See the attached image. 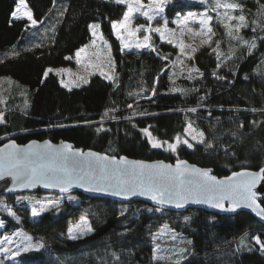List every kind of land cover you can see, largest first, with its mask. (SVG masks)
<instances>
[{"label": "trees", "instance_id": "obj_1", "mask_svg": "<svg viewBox=\"0 0 264 264\" xmlns=\"http://www.w3.org/2000/svg\"><path fill=\"white\" fill-rule=\"evenodd\" d=\"M234 1L243 6L246 26L238 36H229L212 13L219 48L213 52L212 47H201L193 59L199 71L176 78L170 65L173 53L164 45L121 51L111 22L122 20L127 8L115 0H25L38 22L35 27L13 19L19 0H0V117L6 118L0 123V145L10 139L20 144L34 139L68 141L136 159H186L212 168L218 177L261 169L264 0ZM212 2L180 0L166 13L210 9ZM91 24L100 25L111 45L116 77L93 74L87 84L67 88L54 69L69 65L66 57L91 43ZM253 42L255 47H250ZM49 68L54 71L45 78ZM193 108L195 112L190 111ZM189 124L203 133L204 140L192 148L181 146L176 157L154 148L143 133L147 129L158 140L173 142ZM43 193L0 199L9 205L22 195ZM63 197L58 210L37 218L25 206L13 207L18 220L4 215L9 225L1 234L23 227L43 242L39 249L20 253L14 264H264L254 239L258 236L264 242V225L247 212L220 215L195 208L175 212L78 192ZM261 203L264 206V197ZM83 217L90 219L93 231L69 238L68 229ZM164 225L179 234L184 248L179 260L156 257L155 242H161Z\"/></svg>", "mask_w": 264, "mask_h": 264}, {"label": "snow or ice", "instance_id": "obj_2", "mask_svg": "<svg viewBox=\"0 0 264 264\" xmlns=\"http://www.w3.org/2000/svg\"><path fill=\"white\" fill-rule=\"evenodd\" d=\"M115 2L127 5V11L124 13L123 19L111 22L113 33L117 40L120 41L121 51L125 48L130 49L133 46L132 41L122 35L121 29H125L127 31L128 37H134L137 32L141 31V29H143L146 33H158L162 40L166 39L165 33H169L170 35L173 34L172 30L167 27L168 21L166 19L164 20L162 27L152 28L149 26L145 28V25H139L134 30L128 27L134 13H139L151 22L164 12L165 6L170 3L171 0H148L147 4H144L142 0H115ZM213 3V10L220 8H224L226 10L242 8L240 4L229 3L227 0H213ZM19 5L24 6L25 0H19ZM19 12L20 7H17L16 11L12 13L14 19L19 20L26 17L27 20L31 22L33 27L37 25L38 22L33 18V13L31 11H25L23 16L18 15ZM223 15L228 20L238 19L241 22V24L237 26V30L240 26H246V18L244 15H239L238 17L231 16L228 11H225ZM190 20L199 22L202 34L206 35L208 33H212L213 30L210 26L212 17L208 15L207 11L200 14L188 12L185 16L178 17L174 22L178 25H187ZM219 22L224 23L223 20ZM224 27L228 29V35L231 36V25L224 23ZM89 28L92 31V36L97 37V30L100 28V25L91 24L89 25ZM189 30L191 31V29ZM253 31H255V29H253ZM181 35H183V32H181ZM99 39L110 49L111 46L108 44V41L104 38L102 33L99 35ZM150 40L151 36L146 34L144 35L143 40H137L134 46L136 48L151 47L149 43ZM167 42L177 47L181 53H184L186 46L183 42H175L172 39H167ZM95 43L96 40L93 39L92 44L95 45ZM205 43L210 44L211 41L209 40ZM245 43L247 42L245 41ZM87 47L88 46L85 45L76 51L75 56L77 58V64L81 62L82 53H85ZM250 47H255V43L253 42ZM218 48L219 42H217L216 48H213L212 51L216 52ZM192 51L195 52L196 49L193 48ZM188 58L194 59L192 56H189ZM217 58L219 59V53L217 54ZM66 59H71V57H66ZM193 70L199 71L198 69ZM53 71L54 70L51 68L47 69L44 72V77L46 78L48 74ZM55 71L57 75H59L61 72L70 70L57 69ZM81 79H83V77H81ZM107 79H112V77L109 76ZM61 82L63 83V81ZM85 82L87 81L85 80ZM65 86L67 87V85ZM153 94H155L154 90ZM129 107H131V105H129ZM190 111L195 112L196 109L193 108L190 109ZM253 111H255V109H253ZM0 122H3L2 117H0ZM188 127L190 129L191 124H189ZM144 131L148 132L147 129H144ZM185 131L187 132L188 129H185ZM148 134L151 135L150 133ZM200 135L203 136V133ZM193 139H195V137H193ZM175 141V143L168 144V148L172 151H175L177 145L181 143L180 137L177 136ZM183 143L191 147V144H189L187 139H185ZM160 146L161 144L159 142L153 144V147ZM6 147L12 150L5 152L4 149H0V179H3L5 175L12 176L14 186L19 185L23 188H31L36 184H43L45 187H58L61 192H67L72 187L73 183H79L81 187H84L85 184H87L89 190L105 191L107 190L106 187L98 186V181L93 169L99 168L102 172H107L108 166L104 163L105 161L119 163L116 162L114 158L101 156L98 153L88 152L85 154L80 150L73 151L70 144L64 145L63 148H54L50 142H48L44 146L46 149L44 152L39 150L40 146H38L35 141L28 145L26 149L19 148L14 142ZM75 157H80L88 162L87 172H78L75 166H71L69 164V161ZM124 162L128 163L126 158H124ZM132 163L139 165L141 169H159L160 171L148 174L150 183L147 185L143 183H134L132 180L126 178V174L124 172H119L115 185H108V187H115L116 194L118 195L135 194V192L139 190L141 191V194L149 195L152 200L159 204H175L176 207H182L188 200V196L185 195V191L187 190L185 185L191 184L193 182L192 177L195 175L202 178L200 188L202 193L205 194L203 195L202 202L208 203L216 208H223L222 201L224 199H230L232 204L231 210L234 211L243 204L249 208L258 209L257 215L264 218V208L260 207L257 203V193L253 190L257 186V183L264 179V167H262L259 172L245 171L233 173L232 177H228L226 180L221 181L217 180L215 176H211L209 174L210 170H201L194 167H182L183 165H186V161H178L175 168L171 165L163 163L155 165H145L142 162ZM127 175L132 177L134 180L139 177H143L145 173L143 171L136 173L135 170H133L131 173H127ZM153 176L160 179L162 182L160 184L155 183L152 179ZM238 177H245L246 179L237 180L236 178ZM100 179L104 180L105 177L101 176ZM24 199L28 198L25 197ZM69 199H74V197L69 196ZM196 199L197 202H201L199 194L196 196ZM54 206L58 207L59 205L55 204ZM47 210L48 208L44 205H41L39 208L33 205L31 213L33 217H36ZM2 223L3 221H0V224ZM164 228L167 229L168 226L164 225ZM68 235L72 239L77 238L76 235H73V228L71 227L68 229ZM29 239L31 238L29 237ZM254 239L258 244H260V247L264 249V242H261L258 236L254 237ZM38 247H43V244L38 245ZM24 250L28 251L27 248Z\"/></svg>", "mask_w": 264, "mask_h": 264}, {"label": "rangeland", "instance_id": "obj_3", "mask_svg": "<svg viewBox=\"0 0 264 264\" xmlns=\"http://www.w3.org/2000/svg\"><path fill=\"white\" fill-rule=\"evenodd\" d=\"M177 1H180V0H171V2L165 6L164 12L160 16H157L151 22H149L145 17L141 16L139 13H134L133 18L128 25V27L133 30L136 29L139 25H145V28L149 26L152 28H156V27H162L164 24V20L166 19L168 21V25H167L168 29H171L173 32V34L171 35L169 33H165L166 39L162 40L158 33H155V32L146 33L143 29L137 32L134 37H128L127 31L125 29H121L122 35H124L126 38L132 41V45H133L130 49L125 48L123 50L125 52L148 48V47L136 48L134 46L135 42L137 40H143V37L146 34L151 36V40L149 41L151 47L149 48L156 50L155 44L161 47L163 45L166 46L167 53H173V56H174V58L170 61V65H171L173 74L176 78L186 72L189 73L193 71L197 73L198 71L193 70V69H197L196 65L193 62V59H189L188 57L189 56L194 57L196 52L203 46H209L212 48H216V44H217L213 31L212 33H208L206 35L202 34L201 26L198 21L190 20L187 23V25H178L174 22L177 20L178 17H183L188 12H195L197 14H200V13H204L205 11H207L208 15L213 18L212 13H215L218 19L223 20L224 23L231 25L233 37L238 36L241 29L244 27V26H240L237 30V26L240 25L241 22L238 19L228 20L223 15L225 11H228V13L231 16L238 17L239 15H243L241 12L242 8H237L235 10H232V9L226 10L224 8L213 10V7H214L213 2H212V7L210 9L192 10V11L182 12L174 16H168V14L166 13L167 8L172 3H175ZM142 2L144 4H147L148 0H142ZM227 2L237 3L234 0H227ZM122 5H124L127 8V5L125 4H122ZM17 7H20V12L18 13V15H21V16H23V13L25 11H31L26 2L24 6H20L18 2L15 8V11ZM33 18L35 19L34 15H33ZM14 20H17V19H14ZM20 20H25L28 26L32 27L31 22L27 20L26 17ZM245 24H246V19H245ZM210 26H211V22H210ZM189 29H191V31ZM181 32H183V35H181ZM101 33L102 32L99 28L97 30V37H93V39L96 40L95 45L92 44L93 40L91 41L90 44L87 45L88 47L86 48L85 53H82L81 62L79 64H77L76 62L77 58L74 55L71 58L70 60L71 62L69 65L54 69V70H57V69L70 70V71L61 72L59 74L63 81V85L64 86L67 85V88H74L77 86H81L82 84L83 85L87 84L89 81L88 78L91 77L93 74H102L106 78L109 76L112 77V79H109V80L115 79L116 72H117V66L113 58L112 49L111 47L109 49L99 39V35ZM167 39H172L175 42H183V44L186 46L184 49V53H181L180 50L177 47H175L173 44H169L167 42ZM209 40L211 41L210 44L205 43L206 41H209ZM108 44L110 45L109 42ZM193 48L196 49L195 52L192 51ZM164 58L168 59L167 57H164ZM81 77H83V79H81ZM4 78L6 79V77ZM85 80L86 81L88 80V81L85 82ZM5 119L6 118L2 117L3 122L5 121ZM3 122H0V123H3ZM188 126H187L188 131L187 132L185 131V133L182 136H179L181 139V143L177 145L175 151H172L171 149L168 148V144L175 143L176 142L175 140L173 142H163L155 138L150 131L148 132L143 131V133L148 138L152 146L154 143H157V142L161 144L160 147H154V148L160 149L166 152H170L176 157L178 156V149L181 146L189 147L188 145L183 143L185 139H187L189 144H191V147L189 148H192L194 144L200 143L201 141L204 140V135L203 136L200 135L201 132L196 130L192 125L190 129ZM148 133H150L151 135H149ZM193 137H195V139H193ZM63 196L64 195H55V194H48V193L36 194V195H22L21 197L17 199L15 204H9V205L5 200L0 199V221H3V223L0 224V228L4 226L7 229L9 225L8 218L6 220L5 218L6 216L4 217L5 214L9 217L17 219L16 216L14 215L13 207L25 206L31 210L33 205H35L37 208H39L41 205H44L45 207L48 208L47 211H44L43 213H41V214H44L52 210H58L62 202L65 199ZM25 197H27L28 199H24ZM55 204H58L59 206L55 207L54 206ZM37 217L38 216L34 218H37ZM71 228H73V235H76L77 237L76 239L84 237L85 235L93 231L91 221L88 217L81 218L78 222L74 223L71 226ZM1 233H0L1 235L0 236V247L4 246L5 250L1 251L0 253V264H14L16 263L19 254L25 252L24 250L25 248H27L29 251V250L35 249L36 247H38L39 244L43 243L39 241L31 233L26 231L23 227L12 231V233L7 234V236H5L6 234L4 233L1 234ZM2 236L3 237L5 236V238H3ZM29 237L31 239H29ZM160 239H161V242H158V241L155 242L156 257L179 260L184 248L180 243L178 232H176V230H174V228H171V227H168L167 229L163 228L160 232ZM261 252L264 254V249L261 248Z\"/></svg>", "mask_w": 264, "mask_h": 264}, {"label": "water", "instance_id": "obj_4", "mask_svg": "<svg viewBox=\"0 0 264 264\" xmlns=\"http://www.w3.org/2000/svg\"><path fill=\"white\" fill-rule=\"evenodd\" d=\"M33 141L36 142L38 146H40L39 150L44 152L46 149L44 146L46 143L50 142V144L54 148H63L64 145H71L72 150H80L83 151L85 154L88 152H94L98 153L101 156H107L110 158H114L116 162L119 163H113L111 161H105L104 163L107 164L108 170L107 172H102L99 168H94V174L96 176V179L98 181V186L100 187H106L107 190L105 191H94V190H89L88 185L85 184L84 187H81L79 183H73L72 187L67 191V192H61L58 187H45L43 184H36L34 187L31 188H23L20 187L19 185L14 186V181L12 176L5 175L3 179H0V196L1 195H19V194H24V193H33L37 191H42L46 193H54V194H59V195H66V194H71V193H81L83 195L89 196V197H97V198H105V199H110L113 201L117 202H130V201H140L144 203H148L154 207L163 209V210H169V211H175V212H185L189 208H195V209H202L204 211H207L209 213H215V214H220V215H235L239 212H247L251 214L253 217H255L259 222H261L264 225V218L260 217L257 215L258 209L254 208H249L245 205H241L240 207L236 208L234 211L231 210L232 204L230 199H224L222 201L223 203V208H216L211 206L208 203L202 202L203 195L202 190L200 188V182L202 180L201 177L193 175L192 179L193 182L191 184L185 185V188L187 189L185 191V195L188 196V200L183 204L182 207H176L175 204H159L156 201L152 200L149 195L146 194H141V191L137 190L135 194H129V195H123V194H116V188L115 187H108V185H115L116 180L118 178L119 172H124L126 174V178L132 180L134 183H143L147 185L150 183L148 174L149 173H156L160 171L159 169H141L139 165L134 164L132 162H142L145 165H155V164H167L171 165L173 168L177 165L178 161H186V165H183L182 167H189V168H199L201 170H210V175L215 176L217 180H226L228 177H232L233 173H238V172H259V170H251V169H241L238 171H234L231 174L225 176V177H218L217 175L214 174V170L212 168H203L201 166H198L197 164L191 163L186 159H177L175 161H166L163 159L159 160H145V159H136V158H131L126 155H111L105 152H99L93 149H84L80 147H76L75 144L65 141V142H54L50 139L46 140H30L29 142L25 144H20L18 143L15 139H10L3 144L0 145V149H4L5 152L11 151L12 149L7 148L6 146L12 144L13 142L21 149H26L28 145L32 144ZM124 158L127 159L128 163L124 162ZM69 164L71 166H75L77 168V171H83L87 172L88 171V162L80 157H75L72 160L69 161ZM133 170H135L136 173H139L143 171L145 175L143 177H139L137 179H134L130 176L127 175V173H131ZM187 175V174H186ZM101 176H104L105 179L101 180ZM155 183L160 184L162 181L155 176L152 178ZM237 180H243L246 179L245 177H238L236 178ZM257 193V203L260 205V207L264 208L262 205V199L264 197V179L260 180L257 183V186L253 189ZM200 195L201 197V202H197L196 196Z\"/></svg>", "mask_w": 264, "mask_h": 264}, {"label": "crops", "instance_id": "obj_5", "mask_svg": "<svg viewBox=\"0 0 264 264\" xmlns=\"http://www.w3.org/2000/svg\"><path fill=\"white\" fill-rule=\"evenodd\" d=\"M5 236H7V235H5ZM5 236L3 237V238H5ZM40 245V244H39ZM39 248H41V247H36L35 249H39ZM34 249V250H35ZM3 250H5V247L4 246H2V247H0V253H1V251H3ZM33 250V249H32Z\"/></svg>", "mask_w": 264, "mask_h": 264}, {"label": "built area", "instance_id": "obj_6", "mask_svg": "<svg viewBox=\"0 0 264 264\" xmlns=\"http://www.w3.org/2000/svg\"><path fill=\"white\" fill-rule=\"evenodd\" d=\"M5 217V216H4ZM6 218V217H5ZM5 230V227L3 226L2 228H0V233L3 232Z\"/></svg>", "mask_w": 264, "mask_h": 264}]
</instances>
